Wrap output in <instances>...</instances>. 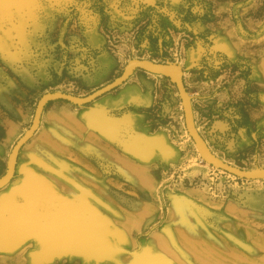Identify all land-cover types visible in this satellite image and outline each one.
<instances>
[{"label":"rangeland","instance_id":"374dc122","mask_svg":"<svg viewBox=\"0 0 264 264\" xmlns=\"http://www.w3.org/2000/svg\"><path fill=\"white\" fill-rule=\"evenodd\" d=\"M9 1L0 0V68L18 62L13 56H38L51 64L49 93L86 97L134 60L177 64L211 152L242 170L264 168V0ZM92 33L102 47H92ZM123 85L153 104L120 111L112 104L103 113L116 121L143 116L151 133L169 141L174 159H154L147 177L137 179L117 163V135L106 134L105 155L93 146L85 156L90 184L70 182L65 163H46L30 151L37 129L0 188V231H15L0 240V264H264V179L238 178L201 156L166 76L136 70L87 105L117 99ZM33 181L51 195L54 217L69 212L94 240L58 249L37 228L17 232L13 206L24 199L16 192Z\"/></svg>","mask_w":264,"mask_h":264},{"label":"crops","instance_id":"0c3cea01","mask_svg":"<svg viewBox=\"0 0 264 264\" xmlns=\"http://www.w3.org/2000/svg\"><path fill=\"white\" fill-rule=\"evenodd\" d=\"M157 1L142 0L147 4ZM90 36L93 48L103 46L98 33ZM13 57L18 62L9 60L0 68V173L6 172L14 145L30 128L36 104L50 92L45 88L51 84L50 63L35 55L28 59L21 54ZM112 104L117 106V111L128 106L143 109L153 104V98L134 85H123L117 99L105 98L87 106L77 108L66 101H52L43 111L37 138L29 146L30 151L34 152L35 158L45 159L46 163L49 158H52L51 164L65 163L66 168L69 167L65 172L67 180L85 185L90 184L92 171L85 156L93 146L98 154L105 155L103 140L106 134L117 135V163L122 166L121 170L137 179L147 177L154 159H174L169 141L163 134L151 133L143 116L129 113L117 117V121L107 118L103 112H107ZM109 122L115 123L116 131L106 128ZM65 148L71 149V153Z\"/></svg>","mask_w":264,"mask_h":264},{"label":"water","instance_id":"95a60500","mask_svg":"<svg viewBox=\"0 0 264 264\" xmlns=\"http://www.w3.org/2000/svg\"><path fill=\"white\" fill-rule=\"evenodd\" d=\"M143 70L149 73L160 74L169 78L177 87L184 111L185 125L186 129L193 139L197 149L199 150L201 156L212 166L221 169L229 174H232L238 178L247 179V180H261L264 179V168L256 170H242L235 166H232L219 158H217L209 149L206 142L198 132L194 118L193 111L191 106V101L186 90L184 79H183V70L177 64H163V63H154L146 60H134L128 63L120 77L115 79L112 83L106 85L105 87L93 92L92 94L86 97H77L65 93H49L45 94L38 102L33 122L29 130L18 140L14 146L12 153L9 158V163L5 175L0 178V188L7 185L13 178L16 170L17 160L21 148L29 141V139L35 134L39 128L41 117L44 111L45 106L57 100H64L75 105H87L101 96L107 94L108 92L114 90L115 88L124 84L127 79L136 71Z\"/></svg>","mask_w":264,"mask_h":264},{"label":"bare ground","instance_id":"6f19581e","mask_svg":"<svg viewBox=\"0 0 264 264\" xmlns=\"http://www.w3.org/2000/svg\"><path fill=\"white\" fill-rule=\"evenodd\" d=\"M7 1L10 2L9 0ZM12 1L14 4L21 3L19 0ZM106 128L113 132L117 129L115 123L111 122L107 123ZM40 183L39 181L28 182L23 188L16 192L17 196L24 199L23 205H19L15 202V207L13 206L15 210L12 211V215L17 218V223H19L17 232H22V230H27L29 228H37L47 233L54 240V245L58 246V249L69 248L71 247L70 244L83 246L87 240H94L86 227L78 225L75 221V217L69 212L62 211L59 216H53L52 213L56 211V206L53 205L49 192L41 185L42 183ZM11 206L12 205H10L9 208H11ZM181 217L183 220H187V216L182 215ZM14 235L15 231L13 230L0 231V240H8Z\"/></svg>","mask_w":264,"mask_h":264}]
</instances>
